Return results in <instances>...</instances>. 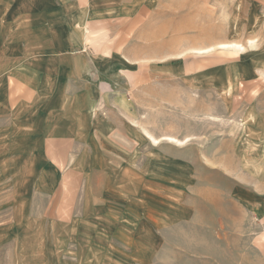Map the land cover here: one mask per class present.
Here are the masks:
<instances>
[{"label": "rangeland", "instance_id": "1", "mask_svg": "<svg viewBox=\"0 0 264 264\" xmlns=\"http://www.w3.org/2000/svg\"><path fill=\"white\" fill-rule=\"evenodd\" d=\"M0 38L96 99L0 144V264H264V0H0Z\"/></svg>", "mask_w": 264, "mask_h": 264}, {"label": "crops", "instance_id": "2", "mask_svg": "<svg viewBox=\"0 0 264 264\" xmlns=\"http://www.w3.org/2000/svg\"><path fill=\"white\" fill-rule=\"evenodd\" d=\"M17 46L28 47L24 43ZM12 47L11 40L0 38V144L27 143L29 137H36L32 141L43 145L81 142L76 139L83 133L78 121L90 119L96 103L88 77V57H30L22 51L13 54ZM77 61L83 62L80 68ZM29 112L35 113L31 116L36 121H42L37 130L30 125Z\"/></svg>", "mask_w": 264, "mask_h": 264}]
</instances>
